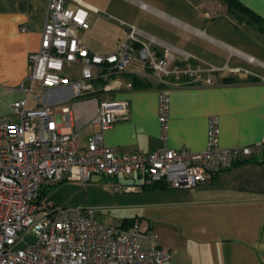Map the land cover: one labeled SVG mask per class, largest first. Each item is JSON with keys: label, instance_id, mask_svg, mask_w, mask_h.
I'll return each mask as SVG.
<instances>
[{"label": "built area", "instance_id": "built-area-1", "mask_svg": "<svg viewBox=\"0 0 264 264\" xmlns=\"http://www.w3.org/2000/svg\"><path fill=\"white\" fill-rule=\"evenodd\" d=\"M96 11L82 0L48 1L40 46L29 56V71L21 85L25 96L11 102L10 112L0 116V264H170L169 249L159 245L148 226L121 220L106 224L96 210L81 206L42 213L43 191L65 180L85 185L92 176L132 174L149 185L190 188L257 152L256 145L221 148L218 118L213 115L203 151L164 146L152 152L118 153L105 144L103 130L127 117L128 101L105 97L91 119L97 130L87 146L80 147L67 101L117 90L122 82L116 76L126 71L135 53L143 66L141 76L151 75L162 85L158 120L163 129L169 117L167 79L190 74L189 69L173 65L169 47L158 43L164 48L158 52L152 47L155 40L139 39L134 26L115 52L91 51L78 30L89 28V13ZM71 64L81 68L76 79L64 71ZM209 70L248 73L241 68L212 66ZM205 81L211 83L212 78ZM55 91L59 99L45 100ZM30 100L35 102L32 107ZM113 187L116 191L133 188L119 183ZM27 235L34 240L28 242Z\"/></svg>", "mask_w": 264, "mask_h": 264}, {"label": "crops", "instance_id": "crops-1", "mask_svg": "<svg viewBox=\"0 0 264 264\" xmlns=\"http://www.w3.org/2000/svg\"><path fill=\"white\" fill-rule=\"evenodd\" d=\"M48 1L0 0V116L10 112L11 102L25 96L21 85L29 71V56L40 46ZM82 1L97 11L89 13L90 26L78 30L79 38L95 53L115 52L128 33L123 40L119 39L113 51L91 48L82 34L91 31L101 8ZM237 1L261 20L263 29L248 20L215 19L219 17L217 14L214 17L208 13L205 18L199 17L197 27L187 26L199 42L192 43V39L186 42L188 38L184 37L191 50L174 49L190 58L207 61L200 63L202 67L196 66L207 72L212 82L206 83L205 79L169 82L165 87L170 98L165 129L158 120V92L162 85L151 83L144 88L127 85L133 77H142L143 66L139 61L133 70L127 66L125 72L116 76L122 82L117 90L103 92L98 99L90 95L74 97L72 103L69 101L74 98L66 103L72 110L82 148L97 130L91 119L103 97L128 101L127 117L103 130L105 144L118 153L152 152L164 146L203 151L208 119L213 115L218 118L221 148L257 146L253 155L190 188L149 185L137 174L108 179L113 191L127 197L124 208L128 214L119 220H133L152 229L159 245L169 249L170 264H264V58L256 57H264V0ZM226 12L232 13L228 7ZM138 30L139 39H153L170 47L143 29ZM163 50L158 48L160 53ZM212 66L241 68L248 73L220 70L218 75H211ZM227 77L233 81H225ZM54 94L45 100L59 99L58 92ZM102 177L92 176L90 181ZM115 183L133 188L116 191Z\"/></svg>", "mask_w": 264, "mask_h": 264}, {"label": "rangeland", "instance_id": "rangeland-1", "mask_svg": "<svg viewBox=\"0 0 264 264\" xmlns=\"http://www.w3.org/2000/svg\"><path fill=\"white\" fill-rule=\"evenodd\" d=\"M99 5L101 11L91 31L82 34L87 44L96 51H113L119 39L123 40L131 26L144 30L150 35L162 40L170 45L169 49L173 54L174 64L179 68L189 69L190 74L171 76L168 82H193L197 79L208 78L207 72L200 71L196 64L202 61L195 57H188L180 54L176 49L189 51L191 45H186L183 38L192 39L191 42L198 43L199 40L192 35L187 26L197 27L200 23L199 17L205 18L206 13L210 16L217 14L225 20H251L249 15H243L236 10V13L229 15L226 12L227 3L223 0H86ZM238 18V19H237ZM208 32L209 29H208ZM190 42V43H191ZM159 42L154 41L153 48H159ZM176 48V49H174ZM257 59L264 58L263 55H257ZM197 60V61H196ZM209 60V59H206ZM131 62V63H130ZM128 64V68L133 70L138 66V59L135 53L134 58ZM135 62V63H134ZM205 62V63H204ZM201 66V65H200ZM256 66V65H254ZM202 67V66H201ZM138 68V67H137ZM256 68V67H254ZM80 66L76 64L68 65L64 71L71 78H78ZM259 70V68H257ZM197 73V74H194ZM218 75L217 72L209 74ZM221 73V72H220ZM243 73V72H240ZM238 74V73H234ZM236 76V75H235ZM217 78L220 77L216 76ZM153 84H159V81L153 77H147ZM106 83V81H103ZM103 92L91 95V98L98 99V95ZM76 98L70 100L72 103ZM33 100L29 101V107L34 106ZM58 105L57 107H59ZM105 178V179H104ZM109 178H93L83 185L76 180H65L54 184L46 189V194L41 197V212L48 213L58 208H76L77 206L94 209L98 212L101 222L106 224L114 220L126 217L127 197L121 196L120 192H115L109 185Z\"/></svg>", "mask_w": 264, "mask_h": 264}, {"label": "trees", "instance_id": "trees-1", "mask_svg": "<svg viewBox=\"0 0 264 264\" xmlns=\"http://www.w3.org/2000/svg\"><path fill=\"white\" fill-rule=\"evenodd\" d=\"M223 1H225L227 3L228 10L230 12L236 13V10H239V12L243 13V15H240V16H244V14L249 15L252 19L248 20V21L255 23L258 26V28L263 29V27H261V20L255 14H253L249 9H247L246 7L241 5L237 0H223ZM224 80L227 82H230V81H233V78L227 77ZM131 82H132V85L134 87H138V88H144V87H147L151 84V82L148 79H146L144 77H138L137 78L136 76L132 78ZM45 194H46V190L43 191L41 197H43V195H45ZM132 221L131 220H125L123 222H125V223L129 222L130 223Z\"/></svg>", "mask_w": 264, "mask_h": 264}, {"label": "water", "instance_id": "water-1", "mask_svg": "<svg viewBox=\"0 0 264 264\" xmlns=\"http://www.w3.org/2000/svg\"><path fill=\"white\" fill-rule=\"evenodd\" d=\"M26 240H27L28 242H31V241L34 240V237H32V236H30V235H27V236H26ZM18 246H23V243H20Z\"/></svg>", "mask_w": 264, "mask_h": 264}]
</instances>
